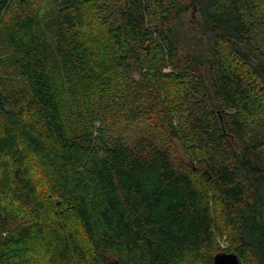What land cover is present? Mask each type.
I'll return each instance as SVG.
<instances>
[{"label":"trees","instance_id":"16d2710c","mask_svg":"<svg viewBox=\"0 0 264 264\" xmlns=\"http://www.w3.org/2000/svg\"><path fill=\"white\" fill-rule=\"evenodd\" d=\"M218 253L264 264V0H0V264Z\"/></svg>","mask_w":264,"mask_h":264},{"label":"water","instance_id":"95a60500","mask_svg":"<svg viewBox=\"0 0 264 264\" xmlns=\"http://www.w3.org/2000/svg\"><path fill=\"white\" fill-rule=\"evenodd\" d=\"M211 264H240L236 255L218 253L214 256Z\"/></svg>","mask_w":264,"mask_h":264},{"label":"rangeland","instance_id":"374dc122","mask_svg":"<svg viewBox=\"0 0 264 264\" xmlns=\"http://www.w3.org/2000/svg\"><path fill=\"white\" fill-rule=\"evenodd\" d=\"M217 245H218V248L220 249V250H224L225 248H226V243H225V241H224V238L222 239V238H219L218 240H217Z\"/></svg>","mask_w":264,"mask_h":264}]
</instances>
